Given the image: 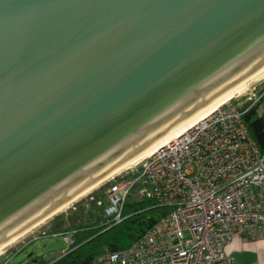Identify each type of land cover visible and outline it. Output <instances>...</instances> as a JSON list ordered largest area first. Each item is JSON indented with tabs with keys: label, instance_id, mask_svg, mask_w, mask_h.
Listing matches in <instances>:
<instances>
[{
	"label": "water",
	"instance_id": "obj_1",
	"mask_svg": "<svg viewBox=\"0 0 264 264\" xmlns=\"http://www.w3.org/2000/svg\"><path fill=\"white\" fill-rule=\"evenodd\" d=\"M263 66L264 0H0V246Z\"/></svg>",
	"mask_w": 264,
	"mask_h": 264
},
{
	"label": "built area",
	"instance_id": "obj_2",
	"mask_svg": "<svg viewBox=\"0 0 264 264\" xmlns=\"http://www.w3.org/2000/svg\"><path fill=\"white\" fill-rule=\"evenodd\" d=\"M233 101L113 177L108 203L98 202L104 217L122 221L137 186L142 198L171 210L127 248L88 264H229L225 249L234 237L264 236V152L246 109ZM60 234L72 244L70 233Z\"/></svg>",
	"mask_w": 264,
	"mask_h": 264
},
{
	"label": "trees",
	"instance_id": "obj_3",
	"mask_svg": "<svg viewBox=\"0 0 264 264\" xmlns=\"http://www.w3.org/2000/svg\"><path fill=\"white\" fill-rule=\"evenodd\" d=\"M264 92V88L259 92ZM264 93L254 105H245L244 121L259 149L264 152ZM168 206L157 205L156 200L143 197L138 200L127 199L123 208V220L115 223L104 216L96 217L90 224L70 226L65 232L71 234L72 244L56 260L50 262L37 257L33 264H88L106 251H118L127 248L141 237L163 216L170 212ZM60 225L53 228V234H60Z\"/></svg>",
	"mask_w": 264,
	"mask_h": 264
},
{
	"label": "rangeland",
	"instance_id": "obj_4",
	"mask_svg": "<svg viewBox=\"0 0 264 264\" xmlns=\"http://www.w3.org/2000/svg\"><path fill=\"white\" fill-rule=\"evenodd\" d=\"M263 88L264 79L254 83L248 91L234 98L233 102L242 108L248 103L254 105L258 102L256 99L264 93H259ZM249 97H251V100L247 99ZM263 108L264 103L260 105L259 112H262ZM125 171L114 177L116 178L118 175L125 173ZM115 178L112 177L98 188L82 196L67 209L55 214L29 235L1 251L0 264H32L37 257H44L45 260L50 262L56 260L61 256L63 249H69L70 244L64 239L62 234H53V228L60 225V233H68L65 231H68L67 229L72 225L90 224L95 221L96 217H102L103 205L108 203L106 192ZM141 198L137 186L129 199L138 200ZM99 201H102L103 205H99Z\"/></svg>",
	"mask_w": 264,
	"mask_h": 264
},
{
	"label": "bare ground",
	"instance_id": "obj_5",
	"mask_svg": "<svg viewBox=\"0 0 264 264\" xmlns=\"http://www.w3.org/2000/svg\"><path fill=\"white\" fill-rule=\"evenodd\" d=\"M264 79V66L260 69L256 70L246 78L240 80L239 82L232 85L229 89L222 92L217 98H215L213 101L199 109L197 112L191 114L190 116L183 119L181 122H179L174 128H172L170 131L162 134L159 138H157L152 144L147 146L142 151L136 153L135 155L127 158L124 160L120 165L114 167L108 174L102 176L100 179L94 181L91 185L81 189L76 194L72 195V197L67 200L65 203H63L61 206L57 207L53 212L47 214L46 216L42 217L41 219L35 221L31 225L25 227L17 236L9 238L3 245L0 246V252L4 249L14 245L17 243L20 239L26 237L31 232H33L36 228L43 225L46 221H48L50 218H52L55 214L64 211L67 209L71 204L76 202L79 198L82 196L88 194L92 190L98 188L101 184L106 182L107 180L111 179L115 175L119 174L122 171H125L132 167L133 165H136L137 163H140L142 160H144L147 157H150L153 155L156 151H158L161 147L166 145L169 141L172 139L180 136L183 134L186 130H188L190 127L198 123L199 121L203 120L207 116H209L211 113L219 109L221 106L229 103L234 98H237L244 94L246 91L249 90V88L256 82H260Z\"/></svg>",
	"mask_w": 264,
	"mask_h": 264
},
{
	"label": "crops",
	"instance_id": "obj_6",
	"mask_svg": "<svg viewBox=\"0 0 264 264\" xmlns=\"http://www.w3.org/2000/svg\"><path fill=\"white\" fill-rule=\"evenodd\" d=\"M66 250L63 249L61 255ZM225 251L232 259L229 264H264V236H236Z\"/></svg>",
	"mask_w": 264,
	"mask_h": 264
}]
</instances>
